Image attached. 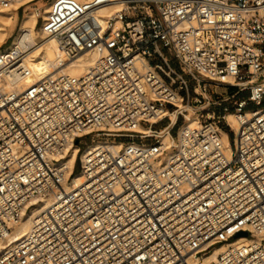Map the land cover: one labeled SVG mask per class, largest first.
<instances>
[{
	"label": "built area",
	"instance_id": "obj_1",
	"mask_svg": "<svg viewBox=\"0 0 264 264\" xmlns=\"http://www.w3.org/2000/svg\"><path fill=\"white\" fill-rule=\"evenodd\" d=\"M50 1L37 26L62 57L48 74L4 89L31 75L32 45L4 47L11 33L0 46V264H264V0H119L103 17L113 0ZM87 53L83 73L62 71ZM213 84L224 92L208 98ZM177 94L203 107L197 125L178 124ZM85 130L124 144L83 147L82 181L64 191L63 150Z\"/></svg>",
	"mask_w": 264,
	"mask_h": 264
},
{
	"label": "bare ground",
	"instance_id": "obj_2",
	"mask_svg": "<svg viewBox=\"0 0 264 264\" xmlns=\"http://www.w3.org/2000/svg\"><path fill=\"white\" fill-rule=\"evenodd\" d=\"M85 1V0H79ZM30 3L24 7V12L18 20L17 27L14 30L16 19V10L20 4ZM50 0H46L42 3V8L40 13L36 11L34 8V4L30 2V0H15L7 5H4L0 8V46L5 41L8 35L10 36L13 33V37L9 43L4 46L7 48H13L15 46H25L27 43H30L32 47L29 49L27 57H26V64L29 68H31L32 73L27 77H17L12 79H6L3 82V88L6 90H14L19 92L25 86L29 85L32 82L37 81L44 75L50 72L49 66L55 61L57 57H62L61 49L56 42V40L51 36H46L41 28L37 26V21L39 15L42 16L44 19L47 16L49 7H50ZM120 7L119 0H113L109 3L101 6L98 9V15L103 17L111 12L115 11ZM1 48V47H0ZM92 54H83L79 56L76 60H73L69 63H66L62 67V71L67 72L72 75H79L84 72V70L88 67L89 63L92 60ZM179 108L183 109L186 105L180 102V95L177 94L175 101H174ZM184 110V109H183ZM227 124L231 126V128L236 129V118L233 112H226L224 114ZM169 117L172 121L175 120V113H169ZM185 117V116H184ZM199 123L197 117H189L186 115L185 121L183 126H195ZM138 130L141 132H146V128L142 126L137 127ZM90 130H85L83 134H88ZM222 139L224 143L229 148V142L227 138V134L224 130L221 129ZM161 141L165 143H169L172 140V135L167 132L166 130L161 131ZM115 141V142H114ZM131 142V141H129ZM99 143H104L107 145H111L113 147H119L124 144L122 141L118 140H110L107 139H96L88 145L90 148L91 146H95ZM78 153V146L76 143L70 142L68 146L63 150L61 162L66 168V176L70 174V172L74 169V165L76 163V159L79 157ZM82 181V175L80 171L72 172V175L68 179H64L62 181V189L64 191L70 190L71 188H75L79 185ZM73 186V187H72ZM62 190V191H63ZM62 191L57 192L55 195L48 197L41 201V203L34 208H32L29 212L25 213L20 222L12 225L11 232L8 233V242L15 243L17 242L23 235L26 234L30 223L32 221L33 216L35 215L36 211L43 207L46 203V206L51 204V201L55 199ZM243 241V237H237L233 240L234 243H239ZM1 245V243H0ZM224 244L214 246L208 254L203 256V261H210L215 258V256L223 249Z\"/></svg>",
	"mask_w": 264,
	"mask_h": 264
},
{
	"label": "rangeland",
	"instance_id": "obj_3",
	"mask_svg": "<svg viewBox=\"0 0 264 264\" xmlns=\"http://www.w3.org/2000/svg\"><path fill=\"white\" fill-rule=\"evenodd\" d=\"M40 2H41V0H40ZM27 4H30V3H25V6L27 5ZM24 6V7H25ZM20 17H21V15H20ZM17 19V18H16ZM17 23H18V20L15 22V27H14V30L13 31H15V29H16V27H17ZM13 34V33H12ZM9 36V35H8ZM5 44H4V46H6L8 43H9V40H6L5 42H4ZM174 65L175 66H177V63L176 62H174ZM189 84L190 85H192L193 84V82L192 81H189ZM192 88V87H191ZM214 92H217V93H221V94H223V92H224V89L222 88V86H220V85H217V86H215L214 84L210 87V89L206 92V95H207V97L208 98H212L213 97V95H214ZM193 93V89H191V91H190V94H192ZM242 97H244L245 95H246V93H245V91L244 92H242ZM197 108H199L198 106H186V107H184L183 109L185 110L186 109V111L185 112H183V114H184V116L186 117V115H188L189 117H197V113H198V111H196V109ZM203 109V107H200L199 108V110L201 111ZM217 109H219L217 106L216 107H214V110L215 111H217ZM227 112H232L231 110L230 111H227ZM182 123H184V121H183V119L182 118H179L178 119V124H182ZM221 125L222 126H224L225 125V121H222L221 122ZM175 131V129H173V131H172V133ZM97 139V136L95 135V133H90V134H88V135H85V136H83V137H81L80 138V142L77 144V146H79V151H78V153H77V155H79L80 154V152H81V150L83 149V147H85L86 145H89L91 142H92V140H96ZM108 141H110V140H108ZM113 141V140H112ZM118 141H121V140H118ZM115 142V141H114ZM78 165H79V160H78V158L76 159V163H75V168L73 169V171L74 172H77L78 171Z\"/></svg>",
	"mask_w": 264,
	"mask_h": 264
},
{
	"label": "crops",
	"instance_id": "obj_4",
	"mask_svg": "<svg viewBox=\"0 0 264 264\" xmlns=\"http://www.w3.org/2000/svg\"><path fill=\"white\" fill-rule=\"evenodd\" d=\"M16 18H17V20H19V18H20V12H19V10H16Z\"/></svg>",
	"mask_w": 264,
	"mask_h": 264
},
{
	"label": "water",
	"instance_id": "obj_5",
	"mask_svg": "<svg viewBox=\"0 0 264 264\" xmlns=\"http://www.w3.org/2000/svg\"><path fill=\"white\" fill-rule=\"evenodd\" d=\"M244 234H245L244 232H239L236 235H244Z\"/></svg>",
	"mask_w": 264,
	"mask_h": 264
}]
</instances>
